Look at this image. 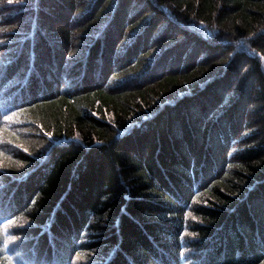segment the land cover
Instances as JSON below:
<instances>
[{
  "label": "trees",
  "instance_id": "16d2710c",
  "mask_svg": "<svg viewBox=\"0 0 264 264\" xmlns=\"http://www.w3.org/2000/svg\"><path fill=\"white\" fill-rule=\"evenodd\" d=\"M8 257L264 264V0H0Z\"/></svg>",
  "mask_w": 264,
  "mask_h": 264
},
{
  "label": "rangeland",
  "instance_id": "374dc122",
  "mask_svg": "<svg viewBox=\"0 0 264 264\" xmlns=\"http://www.w3.org/2000/svg\"><path fill=\"white\" fill-rule=\"evenodd\" d=\"M194 116L197 117V116H198V113H195ZM193 120H195V118H193ZM193 122H194V121H193ZM195 124H196V123H195ZM217 133H218V132H217ZM217 133H216V134H217ZM214 136H215V135H214ZM197 139H198V142H200V140H202L201 137H199V136H198ZM215 153H217V152L215 151ZM216 158H217V160H218V157H216ZM219 158H220V157H219ZM214 159H215V158H214ZM217 164H218V163H217Z\"/></svg>",
  "mask_w": 264,
  "mask_h": 264
},
{
  "label": "snow or ice",
  "instance_id": "6c2138e0",
  "mask_svg": "<svg viewBox=\"0 0 264 264\" xmlns=\"http://www.w3.org/2000/svg\"><path fill=\"white\" fill-rule=\"evenodd\" d=\"M9 117L8 116H4V120H8ZM14 239V238H13ZM8 260H9V264H11V257H8Z\"/></svg>",
  "mask_w": 264,
  "mask_h": 264
}]
</instances>
